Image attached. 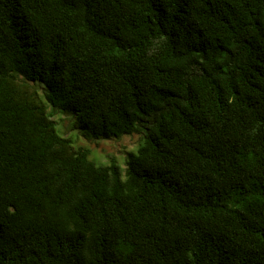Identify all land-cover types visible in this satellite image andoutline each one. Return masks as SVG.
<instances>
[{"label":"trees","instance_id":"trees-1","mask_svg":"<svg viewBox=\"0 0 264 264\" xmlns=\"http://www.w3.org/2000/svg\"><path fill=\"white\" fill-rule=\"evenodd\" d=\"M0 264H264V0H0Z\"/></svg>","mask_w":264,"mask_h":264},{"label":"rangeland","instance_id":"rangeland-1","mask_svg":"<svg viewBox=\"0 0 264 264\" xmlns=\"http://www.w3.org/2000/svg\"><path fill=\"white\" fill-rule=\"evenodd\" d=\"M47 111L60 135L70 138L75 147L88 150L89 158L99 164L114 159L121 167L128 152H135L139 144V134H123L119 137L96 139L86 135L75 126L74 117L48 106Z\"/></svg>","mask_w":264,"mask_h":264}]
</instances>
